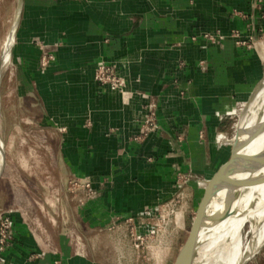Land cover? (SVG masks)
<instances>
[{"label":"crops","instance_id":"0c3cea01","mask_svg":"<svg viewBox=\"0 0 264 264\" xmlns=\"http://www.w3.org/2000/svg\"><path fill=\"white\" fill-rule=\"evenodd\" d=\"M12 59L18 137H48L49 169L91 181L85 218H135L175 196L179 173L218 171L223 117L264 79V0H23ZM105 66L122 93L96 81ZM11 216L0 264H99Z\"/></svg>","mask_w":264,"mask_h":264},{"label":"rangeland","instance_id":"374dc122","mask_svg":"<svg viewBox=\"0 0 264 264\" xmlns=\"http://www.w3.org/2000/svg\"><path fill=\"white\" fill-rule=\"evenodd\" d=\"M18 3L19 0H0V66L2 48L13 26ZM12 65L13 59L3 70L1 85L0 137L5 147V166L0 178V218H12V213L23 212L43 234L68 238L79 253L99 264H174L215 174L208 179L179 173L175 196L142 216L85 218L83 213L96 209L100 194L91 181L65 179L61 171L49 169L53 158L44 149L50 143L48 137L32 132L21 138L16 133L18 122L11 118L17 114ZM244 105V101L238 102L234 110L227 112L223 127L216 134L218 170L228 157L227 149H232ZM24 146L35 147L36 151L26 152ZM52 178H57V185L50 181ZM249 264H264V245Z\"/></svg>","mask_w":264,"mask_h":264},{"label":"bare ground","instance_id":"6f19581e","mask_svg":"<svg viewBox=\"0 0 264 264\" xmlns=\"http://www.w3.org/2000/svg\"><path fill=\"white\" fill-rule=\"evenodd\" d=\"M14 44L15 28H11L1 53L2 74L12 62ZM217 116L221 119L222 114ZM241 117L234 138L238 136L236 151L232 155L231 149L222 173L217 176L218 170L205 189L214 193L193 264H249L264 245V185L259 184L264 176L259 168V156L264 153V79L244 105ZM3 157L5 147L0 137V173Z\"/></svg>","mask_w":264,"mask_h":264},{"label":"water","instance_id":"95a60500","mask_svg":"<svg viewBox=\"0 0 264 264\" xmlns=\"http://www.w3.org/2000/svg\"><path fill=\"white\" fill-rule=\"evenodd\" d=\"M22 12H23V0H19L15 20H14V23L12 26V29L15 28V38H16L17 29H18V26L20 23V19L22 16ZM1 69L2 68L0 66V79H1V74H2ZM237 137L238 136H236V139H235L234 144L232 146V155L235 153L236 148H237ZM3 161L4 162H3V167H2V170L0 173V178L3 176V172H4V166H5V158L4 157H3ZM259 168L261 170H264V153L261 156H259ZM223 169H224V167H221L217 176H219V174L222 173ZM259 184L264 185V176L261 177ZM213 193H214V190L205 191L204 197H203V199L200 203V206L197 210L196 217L193 220L189 236H188L187 240L185 241V243L183 244V246L181 247L174 264H193L194 259H195V250L197 248V244L199 241L200 229L202 228V226L204 224V220L207 217L206 211H207V207L209 205V202L211 200V197L213 196Z\"/></svg>","mask_w":264,"mask_h":264},{"label":"built area","instance_id":"2783aa9c","mask_svg":"<svg viewBox=\"0 0 264 264\" xmlns=\"http://www.w3.org/2000/svg\"><path fill=\"white\" fill-rule=\"evenodd\" d=\"M206 38L211 39L208 35ZM96 81L108 87L111 91L122 93L125 82L119 77L115 76L110 67H103L96 76ZM89 187V185H87ZM14 225L10 216H3L0 218V255L5 252L13 241Z\"/></svg>","mask_w":264,"mask_h":264}]
</instances>
